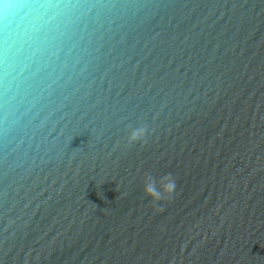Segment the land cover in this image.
Masks as SVG:
<instances>
[{
	"label": "water",
	"instance_id": "95a60500",
	"mask_svg": "<svg viewBox=\"0 0 264 264\" xmlns=\"http://www.w3.org/2000/svg\"><path fill=\"white\" fill-rule=\"evenodd\" d=\"M47 8L0 49V264H264V0Z\"/></svg>",
	"mask_w": 264,
	"mask_h": 264
},
{
	"label": "clouds",
	"instance_id": "9594fccd",
	"mask_svg": "<svg viewBox=\"0 0 264 264\" xmlns=\"http://www.w3.org/2000/svg\"><path fill=\"white\" fill-rule=\"evenodd\" d=\"M20 3L24 5L20 14L23 19L18 18L17 21H14L11 30L5 27L6 21L0 20V49L4 53H7L15 45L24 43L29 34L37 29L40 14L46 10H52L47 8V0H20ZM144 131V129H133L129 134V139L132 141L139 139ZM164 187L166 191L170 192L174 189L175 184L169 178ZM146 191L159 198L151 187L147 188Z\"/></svg>",
	"mask_w": 264,
	"mask_h": 264
}]
</instances>
